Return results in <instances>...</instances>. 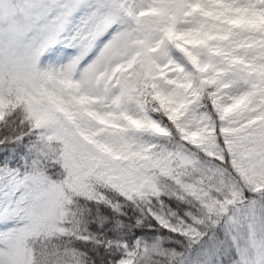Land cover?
Instances as JSON below:
<instances>
[{"label": "clouds", "instance_id": "clouds-1", "mask_svg": "<svg viewBox=\"0 0 264 264\" xmlns=\"http://www.w3.org/2000/svg\"><path fill=\"white\" fill-rule=\"evenodd\" d=\"M113 13L115 23L91 59L82 63L77 79L84 78L89 64L98 60L103 63L115 50L130 45L137 38L135 23L125 9L120 8ZM196 27L195 19L192 23L178 25L180 30H194ZM206 32L207 30L190 31L189 35L174 40L165 37L164 47L167 48L168 55L161 57L158 53L153 54L162 66L153 68L154 73L163 71L167 78L180 76L191 82L190 86L179 89L181 98L186 102L187 115L178 123L187 126L186 122L191 121L188 131L195 130L200 133V145H193L185 140L186 133H182L177 124L168 119L159 101L153 98L155 89L151 87V80L141 87V99L149 101V113L159 118L176 145L183 144L199 161L198 170L189 172L184 180L196 185L202 194V200L186 197L190 206L178 205L174 209L176 216L171 218L173 227L181 219L184 220L180 224L181 228L195 223L191 217L184 215L186 210L191 211L195 217L203 218L210 211L218 214L224 209L231 210L234 202L241 197L247 199L254 194L264 195V190L255 193L258 185H264V107L258 111L250 110L245 103L240 102V96L248 91L245 85L233 83L231 87H225L235 80L231 74L220 76L213 82L212 73L198 72L177 47V44H182L193 51H207L200 47L193 48L192 44L185 43L186 40H207L214 46L231 47L229 40H209ZM203 59H207V56ZM213 59L218 67L226 66L221 62L222 57L216 56ZM68 62L70 61L61 62L59 65L36 63L25 77L9 76L5 71L0 81V108L3 112L0 116V145L6 146L18 140L20 143L27 141L42 147L46 153L43 163L36 169L29 164L24 172L35 174L43 171L63 188V194L58 195L52 205L51 184L26 183L21 188L14 215L0 223V231L18 240L23 247L25 264H69L66 249L77 245L76 233L82 232L89 223L91 214L88 209L92 205V201L87 199L89 192L126 205L137 213L143 211L145 222L151 223L152 212L159 213L158 205L166 199L167 194L173 190L181 191L179 186L160 176L156 181L160 189L159 195H154V187L141 186L139 183L127 184L123 185L124 191L133 197L127 199L106 182L109 167L115 165L81 135L82 131L90 135L95 125L86 121L75 103L68 106L72 108L74 122L57 111L56 106L49 101V92L56 88L54 81L63 77L66 71L63 65ZM117 62L118 58L113 60V64ZM179 65L183 66L182 73L175 70ZM158 83L165 89L172 87L164 83V77ZM78 124L82 127H78ZM127 135L140 134L128 132ZM56 136L63 139H56ZM143 138L145 141L156 139L148 133H144ZM167 139L161 138V142ZM206 149L216 152L217 155L209 156ZM49 164L51 167H48ZM66 164L68 168H65ZM69 171L82 177L75 187L64 183ZM195 227L203 230L204 225L195 224ZM57 229H64L71 234H61ZM175 235L179 236L178 233ZM169 249H174L178 255L173 258ZM163 251L168 254L157 255L149 247L147 255L151 259L146 264H181L185 246L173 243L165 246ZM80 264H92L86 252L80 257ZM113 264H120V258L115 259ZM141 264L145 262L142 261ZM185 264L188 262L185 261Z\"/></svg>", "mask_w": 264, "mask_h": 264}, {"label": "trees", "instance_id": "trees-1", "mask_svg": "<svg viewBox=\"0 0 264 264\" xmlns=\"http://www.w3.org/2000/svg\"><path fill=\"white\" fill-rule=\"evenodd\" d=\"M24 1L30 9L28 13L32 15L53 4V0ZM107 3L112 11L124 8L127 15L133 5L132 0H107ZM174 7L175 3L173 4L171 0H154L151 11L147 15L151 20L148 25L144 24L145 17L133 19L137 28L141 29L145 26L139 34L140 46L134 48V50L137 49V53H135L133 63L116 71L109 82L115 92H121L126 126L104 127L100 130L99 124L91 116L92 106L78 96V88L74 83L59 82L56 88L49 92V101L56 106L57 111L74 121L72 108L68 106L75 103L86 121L95 125L91 129L90 135L83 131L81 135L95 145L102 156L109 157L115 165V167H109L105 177L106 182L120 191L127 199L133 198L124 191L123 185L127 184L139 183L141 186L154 187L156 188L154 195H159L160 189L156 181L160 176L181 188V191L173 190L167 194L166 199L158 205L159 213L152 212L151 223L145 222L146 216L143 211L137 213L126 205L108 200L103 195L89 192L87 199L92 201V205L88 209L91 214L89 223L82 232L76 233L77 245L67 249L72 253L69 264H80V257L85 252L92 264H113V261L118 257L121 261L129 250L134 249L135 245H137L134 258L137 263L135 264H141L142 261L146 264V261L151 259L147 255L149 247L157 255L168 254L163 251L165 246L173 243L180 245L186 241V237L177 230L168 229L167 225L162 222V218L167 219L168 223L172 224L171 218L176 216L174 209L178 205L190 206L186 197L202 200V194L196 185L184 180L189 172L198 170L199 161L195 158L194 153L184 148L183 144L176 145L171 140L170 134L163 124L162 129H157L149 120L140 126H135L129 120L130 113L137 108H140L145 115L150 114L148 111L149 101L141 99L143 95L141 87L151 80V87L155 89L153 98L159 101L168 119L176 123L182 133H186L184 139L193 145L202 143L199 132L188 131V128L191 127V121L186 122L187 126L178 123L187 115L186 102L181 111L175 112L169 100V88H162L158 83L159 79L164 77V83L169 85V82L166 81L167 77L164 73L153 72V68L160 66L153 54L158 53L161 57L168 55L167 48L164 47V38L176 39L174 31L178 25L192 23L195 19L197 27L194 30H186L187 35L190 31L207 30L206 35L209 40H229L231 42L230 48L211 45L207 40L196 41L195 43L192 40L185 41L187 44H192L193 48L206 49V52L193 51L192 48L182 44H177V47L182 50L198 72L212 73L211 80L213 82L220 76L231 74L235 80L230 81L225 87H231L233 83L245 85L250 95L241 103H245L250 110L258 111L264 107V94H262L264 93V0H201L200 5L189 17L186 16L187 6L185 3L179 14ZM147 30L152 31L153 35L147 36ZM169 30H171V35ZM156 40H160V45H154ZM205 55L207 59H203ZM216 56L222 57L221 62L226 65L225 67L217 66V62L213 59ZM200 62L203 64L202 68L199 67ZM175 70L183 72L177 68ZM173 79H178V77ZM188 82L190 86L191 82L189 80ZM254 101L259 102L254 103ZM2 115V108H0V116ZM78 127L82 126L78 124ZM128 132L139 133L140 135L129 136L127 135ZM144 133H148L156 139L145 141ZM164 137L168 138L167 141L161 142V138ZM51 138L49 137V139ZM55 138L63 139L60 136ZM33 148L40 150L33 153ZM206 151H208L209 156L217 155L216 152L208 149ZM45 155L42 147H37L27 141L20 143L17 140L6 146L0 145V211L6 205L16 206L20 199L21 188L28 183L25 179L27 173L24 172V169L29 164L34 165L36 169L43 163ZM48 167H51V164ZM65 168H68L67 164ZM37 177L40 178L34 183L48 182L52 185L50 203L54 205L58 195L63 194L62 186L58 182H53L43 171L37 173ZM81 180V176L69 171L68 178L64 183L68 184L69 187H75ZM113 181L120 183H113ZM149 211L152 210L149 209ZM184 215L191 217L195 223H201L205 218L195 217L191 211L187 210ZM182 223H184L183 219L177 223V226ZM191 224L193 223H189V225ZM59 232L71 234L64 229H60ZM0 233L3 232L0 231ZM176 233L179 236L175 235ZM170 234L171 237H169ZM9 249L12 251L14 264H25L24 249L19 241L10 236H0V254H4L6 257ZM168 251L177 253L174 249ZM238 264L250 263L241 261ZM260 264H264V252Z\"/></svg>", "mask_w": 264, "mask_h": 264}, {"label": "rangeland", "instance_id": "rangeland-1", "mask_svg": "<svg viewBox=\"0 0 264 264\" xmlns=\"http://www.w3.org/2000/svg\"><path fill=\"white\" fill-rule=\"evenodd\" d=\"M153 1L132 0L133 5L128 16L132 19L145 17L144 24L148 25L151 20L147 15L151 11ZM171 2L175 3L174 8L178 14L185 3L187 6L186 16L189 17L200 5L201 0H171ZM28 11L30 9H28L24 0H0V34L5 37L3 42L0 43V81H2L5 71L9 76L25 77L36 63L46 62L59 65L61 62L70 61L63 65L66 71L62 78L54 81V84L57 85L62 81L74 83L78 88V96L92 106L91 116L99 124L100 130L104 127L126 126V116L122 110L121 92H115L109 82L116 71L133 63L137 49L134 51L132 49L140 46L139 34L145 26L141 29L135 26L138 35L130 45L115 50L111 56L104 59L103 63L98 60L89 64L85 70L86 75L84 78L77 79L78 69L82 63H87L91 59L104 37L98 44L86 50L74 49L67 55L42 57L18 42L9 39L14 34L15 22ZM174 33L176 37L180 38L187 35V31L180 30L178 26L175 28ZM146 35L152 36L153 32L147 30ZM154 45H160V40H156ZM117 58L118 62L113 64V60ZM161 67L160 65L159 68ZM199 67H203L201 62ZM177 69L183 71V66L179 65ZM160 73L164 72L161 71ZM166 81L172 86L169 88L170 103L173 110L179 112L185 104L179 89L188 87L189 82L186 78L180 76H178V79L166 78ZM249 95V91L244 92L240 96V102L245 101ZM129 120L135 126H140L146 120H149L155 128H163L158 117L151 114L145 115L140 108L130 113ZM38 150L40 149H32L33 153ZM31 167L35 169L32 164ZM25 176L28 182H34L40 178L37 177V173H27ZM262 190H264V185H258L255 193H260ZM15 209V205L11 207L6 205L0 213L14 212ZM162 222L167 225L168 229L177 230L186 237V241L183 242L185 252L181 264H185V261L188 264H238L241 261L260 264L264 252V195L254 194L247 199L241 197L234 202V207L231 210L224 209L218 214L210 211L201 223L188 225L187 228H181L177 225L173 227L164 218H162ZM195 224L204 225L203 230L196 228ZM59 230L57 229V231ZM169 237H171V234ZM136 251L137 245L134 249L128 251L120 264L137 263L134 259ZM66 254L68 261H70L72 253L66 249ZM177 255L178 253L175 254L171 251L173 258Z\"/></svg>", "mask_w": 264, "mask_h": 264}, {"label": "snow or ice", "instance_id": "snow-or-ice-1", "mask_svg": "<svg viewBox=\"0 0 264 264\" xmlns=\"http://www.w3.org/2000/svg\"><path fill=\"white\" fill-rule=\"evenodd\" d=\"M114 23L107 0H53L52 6L35 15L24 13L15 22L14 34L9 39L42 57L67 55L74 49L86 50L98 44ZM4 38L0 34V43ZM13 215V211L0 213V222ZM0 264H14L11 249L6 257L0 254Z\"/></svg>", "mask_w": 264, "mask_h": 264}]
</instances>
